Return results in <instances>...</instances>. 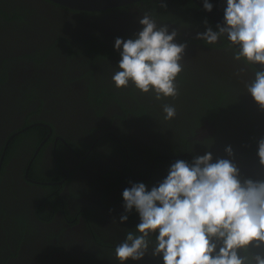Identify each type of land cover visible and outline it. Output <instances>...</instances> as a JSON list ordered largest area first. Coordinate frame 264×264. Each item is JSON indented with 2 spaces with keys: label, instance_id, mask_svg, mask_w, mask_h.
I'll return each mask as SVG.
<instances>
[{
  "label": "flooded vegetation",
  "instance_id": "1",
  "mask_svg": "<svg viewBox=\"0 0 264 264\" xmlns=\"http://www.w3.org/2000/svg\"><path fill=\"white\" fill-rule=\"evenodd\" d=\"M0 9L26 11L24 19L0 16V264H120L110 243L140 223L135 209L120 222L123 190L132 182L150 191L177 160L211 152L212 162L231 160L242 181L264 180L257 155L264 110L245 88L256 69L235 61L223 37L215 45L196 39L215 29L188 0H144L100 14L49 0H0ZM145 13L187 43L175 98L156 100L112 80L121 59L115 39L134 38ZM101 86L110 96L93 108L85 95ZM214 90L243 110L220 129L202 105ZM165 104L176 108L171 120ZM141 261L163 259L150 249Z\"/></svg>",
  "mask_w": 264,
  "mask_h": 264
},
{
  "label": "clouds",
  "instance_id": "2",
  "mask_svg": "<svg viewBox=\"0 0 264 264\" xmlns=\"http://www.w3.org/2000/svg\"><path fill=\"white\" fill-rule=\"evenodd\" d=\"M203 6L212 11L208 0ZM139 23L143 27L134 38L115 39L121 59L112 80L118 89L132 82L141 93L154 92L156 100L175 98L187 43L177 44V31L169 33L166 24L158 25L148 13ZM222 37L238 49L235 61L264 67V0H226L223 23L215 31L206 27L196 39L215 45ZM245 88L264 110V71L256 69ZM163 112L165 120L177 114L168 104ZM225 152L233 156L231 146ZM257 155L264 166V138L258 141ZM212 161L211 152L191 163L177 160L150 191L144 183L129 182L131 187L122 192L120 222L127 221V214L135 209L140 223L115 248L120 264L142 260L150 249L153 257L162 256L163 264H264V180L242 181L231 160Z\"/></svg>",
  "mask_w": 264,
  "mask_h": 264
},
{
  "label": "trees",
  "instance_id": "3",
  "mask_svg": "<svg viewBox=\"0 0 264 264\" xmlns=\"http://www.w3.org/2000/svg\"><path fill=\"white\" fill-rule=\"evenodd\" d=\"M190 5L193 7V8H197L199 10H201L194 2H192L191 0H188ZM110 10H106V11H103V12H98V13H93V14H100V13H105V12H108ZM202 11V10H201ZM24 12L26 11H23L20 10V11H13L11 14L13 16H10L8 12L4 11L3 9H0V16H2L3 18H5L6 20H15V19H24L25 18V14ZM203 15H205V13L202 11ZM29 14V12L27 13V15ZM26 15V16H27ZM205 20L207 21H210L209 18L205 15ZM212 27L216 30V27L212 24ZM110 41V40H109ZM223 41L227 44V45H230L229 43H227L224 38H223ZM225 44V45H226ZM78 54L82 55L81 52H78ZM72 58V56H69V60ZM92 62V60L90 61ZM91 65L93 67H96L98 64H95V63H91ZM99 73V72H98ZM87 74H89L91 77H95L96 75H94V72L93 71H90V72H87ZM100 74H97V76H99ZM102 87V91L100 93H98L99 91L98 90H91L90 92H88L85 96L87 98V101L88 103L90 104L91 107L93 108H99V105H103V103L105 102V99L108 98L110 96V94H108V90L107 88ZM216 92H212V93H209V94H206L204 96V99H203V102H202V105H203V108L204 110L206 111L207 115L212 119V120H215L216 123H217V126H218V129H220L221 127V121L222 120H225L227 118V116L229 114H232L233 116L234 115H237L240 111H243L241 108L238 107L237 104H234L231 100H229L228 98L224 97L223 95H221L220 91L218 90H214ZM86 92V91H85ZM84 92V94H85ZM98 93V94H97ZM223 116V118L219 119L218 116ZM256 143L257 141L254 140ZM15 142V141H14ZM189 142L188 141H185V145L184 146H187ZM252 146H255V144H253ZM11 150H12V147H10L7 152H6V156H5V159L3 161V163L5 164L7 159H8V156L10 155L11 153ZM183 152V150L181 151ZM181 152H177V154H181ZM179 156V155H178ZM102 159H107L108 155H101L100 156ZM101 158H98V159H101ZM187 160H189L188 157H186ZM4 169V168H3ZM3 171V170H2ZM109 173H106V176L108 175ZM103 178H106V177H103ZM241 179V177H240ZM123 198V197H122ZM130 215H129V219H130ZM134 219V217H132ZM133 219H130V220H133ZM128 231H133V230H128ZM127 231V232H128ZM135 232V231H133ZM154 236L152 237V240L154 241ZM111 245V243H110ZM103 249H107V248H103ZM112 252L111 248L109 249V252ZM250 251L252 253H255L253 249H250ZM113 253V252H112ZM106 254L105 250H100V255L98 254V257H103L104 255ZM100 257V258H101ZM129 264H136L135 261H132L131 259H129L128 261ZM139 263L142 264V261L139 260ZM138 263V264H139ZM163 264V262H162Z\"/></svg>",
  "mask_w": 264,
  "mask_h": 264
},
{
  "label": "water",
  "instance_id": "4",
  "mask_svg": "<svg viewBox=\"0 0 264 264\" xmlns=\"http://www.w3.org/2000/svg\"><path fill=\"white\" fill-rule=\"evenodd\" d=\"M55 4L73 11L79 12H101L119 7H124L142 2L144 0H49ZM194 2L209 18L211 23L216 27L217 24H222L224 20V9L226 8V0H208L212 4V11L204 9V0H191ZM227 43L230 42L226 37H223ZM234 48V47H233ZM236 51L238 49L234 48ZM257 70L264 71V67L259 64L254 65ZM253 67V68H254Z\"/></svg>",
  "mask_w": 264,
  "mask_h": 264
},
{
  "label": "rangeland",
  "instance_id": "5",
  "mask_svg": "<svg viewBox=\"0 0 264 264\" xmlns=\"http://www.w3.org/2000/svg\"><path fill=\"white\" fill-rule=\"evenodd\" d=\"M111 207H112V206H111ZM111 209L113 210V207H112ZM130 219H133V218L130 217ZM125 238H126V236H124V238H123L122 240H120L119 242H113V243H111L110 248H111L113 254H115V248H116V246H117L118 244H120ZM116 260H117V259H116ZM117 261H118V260H117ZM135 262H136V264L139 263V261H135ZM139 264H140V263H139Z\"/></svg>",
  "mask_w": 264,
  "mask_h": 264
}]
</instances>
